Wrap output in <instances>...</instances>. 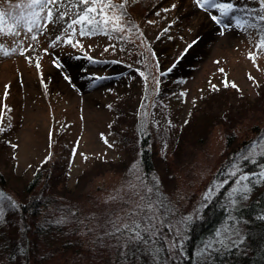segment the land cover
Returning <instances> with one entry per match:
<instances>
[{"label": "rangeland", "instance_id": "obj_1", "mask_svg": "<svg viewBox=\"0 0 264 264\" xmlns=\"http://www.w3.org/2000/svg\"><path fill=\"white\" fill-rule=\"evenodd\" d=\"M29 2L0 3L5 13H24L39 25L31 33L14 29L7 15L0 25L3 33H20L0 34V172L20 185L49 160L50 182L57 190L75 198L96 188L102 198L111 193L108 201L81 203L86 212L79 225L88 220L89 231L79 226L77 237L87 239L88 254L71 258L67 253L61 259L57 245L51 253L59 263L154 264L152 245L129 249L122 257L120 243L105 236L112 229L109 221L133 206L127 203L132 197L113 196L128 181L117 169L133 158V141L149 132L164 191L155 198L166 205L165 220L175 227L180 223L169 209L175 212L178 203L176 215H184L191 195L198 199V184L224 146V131L241 132L264 122V22L255 19L264 15L262 6L258 0H231L247 13L235 12L242 27L229 19L232 27L221 35L222 26L194 0H97L91 5L60 0L31 12ZM121 5L132 9L123 12ZM89 6L103 7L99 18L107 17L109 29L122 30L89 32L86 27L81 36L77 25L73 34L68 24L78 9ZM37 12L39 17L32 15ZM245 18L249 23H243ZM171 155L178 170L173 180L167 169Z\"/></svg>", "mask_w": 264, "mask_h": 264}, {"label": "trees", "instance_id": "obj_2", "mask_svg": "<svg viewBox=\"0 0 264 264\" xmlns=\"http://www.w3.org/2000/svg\"><path fill=\"white\" fill-rule=\"evenodd\" d=\"M129 8L132 9L123 6L122 10L126 12ZM231 131H224V146L205 177L200 179L198 199L195 194L191 195L189 211L176 215L180 210L178 203L175 204V212L169 209L173 220L180 221L176 225L179 233L175 231L173 223L174 230L171 232L167 227H162L157 245H161L159 260L162 262L166 258L163 264H264V184L254 180L247 191V198L237 199L235 205L232 203L235 189L240 187L237 183L240 175L264 172V122L259 120L253 125H246L241 132ZM152 139L148 132L133 141V158L127 164H120L116 172L123 173L128 181L123 186L125 189L122 187V192L120 189L114 190L113 196L132 197L127 198L128 201L139 202L145 190L137 176L150 187L158 186V192L164 194L154 164ZM173 158L176 156L171 155L167 160L172 180L178 172ZM49 164L37 169L30 180L20 185L12 181L13 176L6 179L0 172V193L18 205L12 207L5 201L0 209V264H47L53 259L63 264V260L59 263L62 255L69 253L73 258L88 254L87 239L82 241L77 237L79 226L85 232L89 231L88 220L79 225L80 216H85L86 212L81 209V203L108 201L112 195L109 193L102 198L96 193L101 188H96L80 198L71 197L51 184ZM233 171L237 173L236 176L230 174ZM132 184L136 185L135 189L130 187ZM208 189L212 191L205 196ZM136 191H139V195H134ZM115 199L119 201V198ZM124 205L127 206V203ZM162 219L165 224L171 221H166L165 216ZM218 233L224 242L216 245L206 257L202 256L203 246L214 242ZM177 240L179 245L174 247L173 242ZM57 245L61 251L59 257L51 253V248L55 249ZM157 245L152 246L157 248ZM154 264H157V260H154Z\"/></svg>", "mask_w": 264, "mask_h": 264}, {"label": "snow or ice", "instance_id": "obj_3", "mask_svg": "<svg viewBox=\"0 0 264 264\" xmlns=\"http://www.w3.org/2000/svg\"><path fill=\"white\" fill-rule=\"evenodd\" d=\"M3 0H0L2 3ZM126 2V0H125ZM196 5L205 10L209 13V18L218 26L220 27L218 30L220 31L221 35H224V29H228L232 27V23H229V19L236 25L237 28L242 27L241 18H238L234 15L237 11H242L247 13V9H239L237 8L231 0H194ZM60 3V0H30L29 2V11L34 7H38L40 9L48 8L50 5L55 6ZM97 3V0H78V4L80 5H91ZM258 4L262 7L260 8V12H264V0H258ZM9 7H12L9 5ZM15 7L19 8L20 5H16ZM109 8L115 7L114 5L109 4ZM176 5L173 4L172 8H175ZM123 9V5L120 6ZM165 11H168L165 9ZM105 9L103 7L97 9L96 7L89 6L85 8L82 12L79 9L76 12V19L71 20V23L68 24V28L73 29V34L75 33V27L79 25L80 27V35H85L84 28L88 27L89 32L93 30H100L103 28L105 31H121L122 29L108 28V24L110 21L105 17L104 19H100L102 15H104ZM8 16V22L13 26L14 29L18 28H25L26 32H33L35 29L39 27L37 20H29L27 15L21 13L20 15H15L12 12L5 13L4 11L0 10V25L4 24L5 16ZM39 17V13H32ZM121 15L123 12L121 11ZM52 12L49 9L48 17L51 18ZM63 19V15L61 16ZM260 22H264V15H260L259 13L255 17ZM94 22V27H93ZM151 23V22H150ZM244 24L249 23V21L245 18L243 21ZM30 25V26H29ZM264 28V24L261 25ZM67 31V29H65ZM167 31V29H165ZM0 34H6L9 36H18L20 33L19 31L12 30L7 33H3L2 29H0ZM32 39H36V36L33 35ZM61 38L57 37V41ZM67 43L71 44L72 40L71 37L68 38ZM197 41H193V45H195ZM193 45H189L191 48ZM54 46V45H53ZM74 46V45H73ZM260 47H264V40L261 41ZM47 51V50H45ZM8 53H5L7 55ZM21 54H24L22 51ZM30 59V57H28ZM250 59H255L251 54L249 55ZM58 67L60 65H57ZM37 67L39 65L37 64ZM171 70V69H170ZM169 70V71H170ZM222 71V70H221ZM66 80L69 77H64ZM249 79H253V77L249 76ZM225 87L228 86V82H224ZM233 88L237 87L234 83L231 85ZM7 87V86H6ZM110 107V106H109ZM3 129L0 128V132ZM247 159V157H245ZM233 176H236L237 173L233 171L230 173ZM139 180L140 186L145 190L144 195L140 196L139 202H132L128 201L127 203L133 204L131 209H125V216L120 217L117 216L115 220H110L109 223L112 225L111 231H106L105 236L114 237L119 243L122 249L121 252L122 257H126L128 254L129 249H134L136 251L140 250V247L143 246L144 248H148L150 245H157L158 238L161 235L162 227H167L168 230L171 232L174 230V226L172 225L171 221H168L165 224L164 220L162 219V213L167 215L164 212L166 205H164L162 199L159 196H156V199L153 200V196L156 195L158 192V186L150 187L145 182L144 179L137 176ZM256 181L260 184H264V172L258 174H244L238 177L237 183L240 187L235 189V197L232 198V203L235 205L237 199H246L247 198V191L249 186L252 184L253 181ZM133 189L136 188L135 184L130 185ZM155 188V191H154ZM134 195H139V191L134 192ZM115 199V197L113 198ZM8 201L12 207H18L15 201L11 200L10 197H7L3 193H0V209L4 207V202ZM187 219V218H184ZM264 219V217H262ZM123 221V222H122ZM175 231L179 233V228L176 227ZM225 236L227 233L224 234ZM224 240L221 238V234L218 233L215 237L214 242L208 243L203 246V251L201 252L202 256H207L211 253V250L217 245L222 244ZM234 242V241H233ZM243 241H241L242 243ZM166 243V242H162ZM179 240L173 242V246H178ZM161 245H157L155 250L154 259L157 260V264H162L159 260V252H160ZM151 255L152 253H148Z\"/></svg>", "mask_w": 264, "mask_h": 264}]
</instances>
